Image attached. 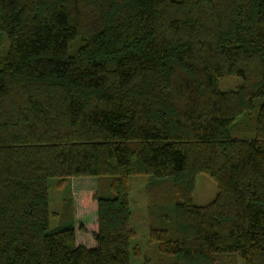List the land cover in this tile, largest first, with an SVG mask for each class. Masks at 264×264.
I'll list each match as a JSON object with an SVG mask.
<instances>
[{
    "label": "trees",
    "instance_id": "obj_1",
    "mask_svg": "<svg viewBox=\"0 0 264 264\" xmlns=\"http://www.w3.org/2000/svg\"><path fill=\"white\" fill-rule=\"evenodd\" d=\"M200 172L216 193L196 205ZM76 176L96 179L84 223L69 193L50 227L48 180ZM130 248L264 264V0H0V264H130Z\"/></svg>",
    "mask_w": 264,
    "mask_h": 264
},
{
    "label": "rangeland",
    "instance_id": "obj_2",
    "mask_svg": "<svg viewBox=\"0 0 264 264\" xmlns=\"http://www.w3.org/2000/svg\"><path fill=\"white\" fill-rule=\"evenodd\" d=\"M239 82L236 76L223 77L217 79V88L225 90L234 87ZM146 175L137 174L129 175L127 178L128 185V204L130 210L129 224L134 230V236L130 239V247L137 246L142 253L145 248L146 241V210H145V194L144 185ZM96 179L94 176H76L67 179L62 187L55 185V179L47 182L48 210H49V226L55 225L57 220L54 212L58 211L62 198L67 197L70 193L73 199L74 212L77 218L76 225L84 223L85 213L79 210L80 197L84 191L95 188ZM216 193L215 182L205 173H197L194 178V187L191 193L192 202L196 205L208 203ZM94 203V202H93ZM93 206V205H92ZM78 207V209H77ZM87 231H81L80 235L87 236ZM129 263L142 264V257L136 258L131 248L129 250ZM238 264H241L239 261Z\"/></svg>",
    "mask_w": 264,
    "mask_h": 264
}]
</instances>
